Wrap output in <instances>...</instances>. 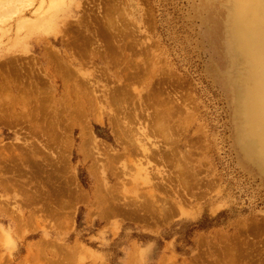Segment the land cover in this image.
I'll use <instances>...</instances> for the list:
<instances>
[{
	"label": "rangeland",
	"instance_id": "rangeland-1",
	"mask_svg": "<svg viewBox=\"0 0 264 264\" xmlns=\"http://www.w3.org/2000/svg\"><path fill=\"white\" fill-rule=\"evenodd\" d=\"M228 2L0 0V264H264Z\"/></svg>",
	"mask_w": 264,
	"mask_h": 264
},
{
	"label": "bare ground",
	"instance_id": "bare-ground-1",
	"mask_svg": "<svg viewBox=\"0 0 264 264\" xmlns=\"http://www.w3.org/2000/svg\"><path fill=\"white\" fill-rule=\"evenodd\" d=\"M228 1L230 3L228 2L229 3V6L227 5L228 8H227V11H226V14H225V21H224V24H223L224 25V31H223V33H224V38H225V45H226V48H227V55H228V58L227 59H228V61L230 63L229 66L231 68H234V76H233V79L231 78L232 81H233L232 82L233 87H231V89H234L233 90L234 93L233 92L232 93L234 94V102H235V104H234V119H235V124H236L237 137H238L239 145L241 146V148H242L244 154L247 156V158H249L251 161H253L254 163H256L258 166H262L264 164V0H228ZM107 39H108V37H107ZM131 39H132V37H131ZM117 49H118V47H117ZM126 52H127V50H126ZM129 57H127V58H129ZM120 66H121V64H120ZM128 66L130 67V65H128ZM135 66H134V68H135ZM143 67H145V66H143ZM119 70H120V68H119ZM229 73L232 76V72L230 70H229ZM124 75H126V74H124ZM231 76H229V77H231ZM29 80H31V79H29ZM26 83H28V79H27V82ZM30 85H31V83L28 84L27 86L29 87ZM20 86L22 87L23 85H20ZM24 91L27 93V88L26 89L24 88ZM120 92H121V90H120ZM115 93H119V92L117 91ZM232 93H231V95H232ZM27 94H29V93H27ZM158 95L159 94L157 93V96ZM176 95H178V94H176ZM122 96H123V94H122ZM156 97H154V98L157 99ZM162 102H163V100H162ZM160 104H159V106H160ZM155 105H156V103L154 104V106ZM40 106H42V105H40ZM156 109H158L157 106L155 107V109L153 107V110L154 111ZM63 110H62V112H63ZM145 110H147V109H145ZM25 112L27 113V111H25ZM156 112H155V114H156ZM19 115L20 114H18V115L16 114L15 116H16V118H18V121L21 122L23 119L21 120L22 117H20ZM134 115H135V113H134ZM159 117H162V116H159ZM162 118H158L159 121ZM125 119H129V118L126 117ZM54 121L56 122V119ZM162 121L163 120H161V123H162ZM58 122L60 123V121H58ZM157 123H159V122L158 121L157 122L155 121V123H154L156 128H157V126H156ZM164 124H165V122L162 123L161 125L159 123L158 124V128H160L161 126H164ZM31 125H33V124H28V127L30 129L34 127V126L30 127ZM143 127H139L138 128L140 130V133H139L140 134V137H143L145 140L149 141L150 140L149 139L150 136L147 133L148 131L146 130L145 127H144L145 129ZM37 128H38V126H37ZM162 128L163 127H161L160 130ZM58 129L55 128V132H57ZM33 130H31V131H33V132L37 131L35 129H33ZM26 134H27V131H26ZM56 135H57V133H56ZM143 138H139V140L141 141ZM170 144H172V143H170ZM139 146L141 147V151L143 152V155H144V153L146 154V153L149 152V148L147 146H145V142L144 143H141ZM47 152H48V150H47ZM13 155H16V154H13ZM21 155L22 154H20V155L18 154V157L20 156L19 158H22ZM33 155H35V154H33ZM18 157H16V158H18ZM30 158H26V160L27 159L29 160ZM37 158H38V156H37ZM55 158H56V156H55ZM24 159H22L21 161H23ZM19 161H20V159H19ZM23 162H21V164ZM139 163L137 165H139ZM147 164H149V162H147ZM23 165H26V164L24 163ZM133 165H135V164H133ZM176 165L179 168L178 164H176ZM185 180H186V178H185ZM241 252H240V254H241Z\"/></svg>",
	"mask_w": 264,
	"mask_h": 264
},
{
	"label": "water",
	"instance_id": "water-1",
	"mask_svg": "<svg viewBox=\"0 0 264 264\" xmlns=\"http://www.w3.org/2000/svg\"><path fill=\"white\" fill-rule=\"evenodd\" d=\"M233 73H234V68H233ZM234 76V75H233ZM233 79V78H232ZM232 79H231V83L233 82L232 81ZM232 87H233V84H232ZM234 90V89H233ZM233 93H234V91H233ZM234 104H235V102H234Z\"/></svg>",
	"mask_w": 264,
	"mask_h": 264
}]
</instances>
